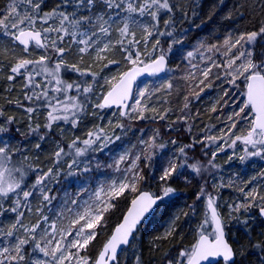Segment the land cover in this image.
I'll return each instance as SVG.
<instances>
[{
  "label": "snow or ice",
  "instance_id": "6c2138e0",
  "mask_svg": "<svg viewBox=\"0 0 264 264\" xmlns=\"http://www.w3.org/2000/svg\"><path fill=\"white\" fill-rule=\"evenodd\" d=\"M45 7V0H10L8 6L0 13V29L11 41L10 46L0 48V56L7 57L11 54L14 60L10 71L15 75L8 76V79L13 80L16 75L24 77L26 81L24 87L31 90L30 94L25 93L24 98L34 104L40 102L36 107L26 108L30 118L39 107H44L48 109L47 123L44 125L46 129L51 131L53 124L60 121L75 128L81 121L82 115L87 113L89 106L105 109L117 105L122 109L119 113L121 116L132 117L135 114V118L144 119L145 111L149 110L147 103L150 99L149 90L145 87L133 95L132 85L137 76L144 72L155 75L165 71L167 54L158 47L160 45L158 37L172 36L178 19L182 22L183 18L188 17L183 0H60V3L50 10H45ZM177 13H180V18L177 17ZM192 14L195 15V12ZM137 31L141 33L140 39H137ZM114 35L118 38L113 39ZM258 35H264V26L259 32L241 34L234 40L231 36L225 38L224 54L228 59L224 64L226 69L224 77L226 82L235 88L243 85L240 94L244 99L237 105L238 110L228 116L231 125L227 132L222 131L220 137L208 136L206 139L214 143L217 139H223L232 133L237 123L248 121L246 134L233 133L234 139L230 146L240 141L253 149L248 151L246 147V156H258L264 159V52H261L257 59L252 47ZM150 38H155V41L152 44V51L149 52L146 49ZM242 41L248 47L241 44ZM141 42L145 45L143 53L138 48ZM17 44L22 46L20 55L15 53ZM72 45L76 46L75 51L79 58L77 63H69L65 59L66 55L72 52ZM32 49L42 51L32 58ZM233 49L236 51L233 52ZM50 52L57 57L55 61ZM117 52L132 67L120 73L118 77H112V81L117 82L111 84L102 102L92 104L93 85L82 86L87 82L80 81L79 77L91 76L95 79L98 73L81 68L80 63L87 55L94 58V62L103 63L104 67L119 65L120 61L112 58ZM156 52L159 54L155 55ZM142 55L147 57L149 62H145ZM191 55L192 53L189 52L188 56ZM215 66L219 67V65ZM73 72L78 74V79L71 82L62 75ZM209 72L210 69L202 71L205 79ZM37 77L41 80L38 81ZM219 78L217 76V79ZM105 83L111 82L105 78ZM200 83H203V80ZM172 87L170 81L162 85L164 89ZM230 91L225 89L224 95L229 96L235 104L236 100L230 95ZM70 92L75 94L69 95ZM130 98L134 101L131 105L127 103ZM184 107L187 108L188 104L185 103ZM150 110L156 111L155 108ZM211 111H217L216 107L213 106ZM2 114L0 112V115ZM12 122L13 118L9 117L8 123ZM111 123L109 121V124ZM116 127L123 128V125L117 123ZM39 128V124L34 128L30 125L31 132H36ZM8 131L7 127L0 125V133ZM44 138V136L40 137L41 140ZM119 139V136L113 138L107 135L104 128L97 126L96 129L88 132L86 139L80 140L79 137L73 139L68 144L70 153H66L65 149L58 145L54 153L55 170L48 168L47 171L25 165L27 157L20 159V156H23L22 151L13 150L7 142L0 140L2 144L0 146V214L4 212L16 214L14 222L9 226L0 225V238L3 242V246H0V264H89V259L81 256L80 252L86 250L96 238L95 229L101 225L104 213L115 207L113 201L125 192L137 193L131 200V206L124 215L123 221L105 242L94 262V264H119V253L132 246L136 239L134 233L137 232L138 225L146 214L152 210L157 201L174 193L171 187H165L162 196H153L138 189L137 184L144 179L143 170L138 165L141 161L139 154L133 159L126 150L111 164H101L96 159L95 153L103 152L109 144ZM155 141L156 137L153 136L151 142L141 141V143L150 149L155 146ZM36 147L40 148V144ZM159 147L164 146L161 144ZM185 147H181L179 151L186 159ZM68 154L72 155V161L67 165L65 175L77 178L84 176L86 180L74 194L65 192L59 210L54 212L55 218H50L45 214V208L56 199L55 195H51V184L54 181L58 182L57 178L61 172L60 162L63 156ZM215 155L216 153H213V157ZM13 156H17V159L13 160ZM145 159L151 161V154H147ZM240 159L243 160L245 157L242 156ZM126 162L128 166L121 169V165ZM93 164L96 169L114 168L121 175L120 178L100 181L98 186L91 190L88 199L81 201V196L89 193L87 177L93 171ZM145 166L149 165L145 164ZM184 166L190 167L196 174L200 173V168L196 164L178 165L175 161H170L169 166L163 169L160 180L166 182L177 172L178 167ZM30 172H35L36 178L29 184L27 178ZM203 195H207L206 212L203 222L196 230V242L190 248L182 249L179 256L169 260L168 264H236V253L225 239L227 225L217 211L215 197L205 193L202 187L197 199ZM247 195L253 196V193L249 192ZM260 199L264 200V197ZM4 201L10 202L9 208H4ZM34 201L37 202L35 208H33ZM251 206V204H239L232 210L239 211L240 208L247 210ZM190 207L195 214V206ZM25 210L29 213L35 212L38 216L35 223H24ZM48 211L53 212V209L48 208ZM260 212L264 215V206L260 207ZM183 215L187 216L188 213L185 212ZM178 219L179 216L169 225L164 234L165 239L176 231L175 220ZM209 227L211 231L208 230ZM21 230L23 234H20ZM27 245H31V251L26 250ZM255 247L264 251V244H257ZM261 259L264 260V257ZM138 261L139 257H137Z\"/></svg>",
  "mask_w": 264,
  "mask_h": 264
},
{
  "label": "trees",
  "instance_id": "16d2710c",
  "mask_svg": "<svg viewBox=\"0 0 264 264\" xmlns=\"http://www.w3.org/2000/svg\"><path fill=\"white\" fill-rule=\"evenodd\" d=\"M9 2L10 0H0V13L8 6ZM45 3V10H50L60 3V0H45ZM183 3L188 11V17L183 18L182 22L178 19L176 29L173 31L172 36H159L160 45L158 47L167 54L166 56L169 61L168 68H174L176 66L174 59L176 57L180 58L179 61L184 67H191L197 71H201V63L206 61L211 64L209 75L205 81V83H211L215 76L224 77L223 73L225 72L215 65H221V62L217 61V59H223L224 62L228 59L224 54L225 47L223 46V42L225 38L231 36L234 40L241 34L253 31L259 32V29L264 26V0H183ZM193 12H195V15L192 14ZM177 17L180 18V13H177ZM116 38H118V36L114 35L113 39ZM140 38L141 33L137 31V39ZM0 39L4 41H0V48L10 46L11 41L7 42L5 37L2 38L1 36ZM67 39L68 38H66V40ZM175 40H179L180 42L174 43L173 41ZM154 41L155 38L149 39L147 51H152V44ZM241 43L245 42L242 41ZM170 45L171 50L169 51ZM213 45L216 47H212ZM262 45H264V35H259V38L253 45L256 54L258 53L257 47H260L261 50L264 47ZM65 46H67V44ZM21 47L22 46L18 44L15 46V53L17 55L21 54ZM138 48L142 53L145 51L143 42H141ZM40 51L42 50L32 49V58H35ZM189 52L192 53L191 56H188ZM158 54L159 52L155 53V55ZM72 56L73 47L72 52L68 54V60H71ZM221 56L225 57L219 58ZM112 58L120 61V64L104 67L102 63L103 67H97L98 79L96 80V77L94 80H96L97 83L93 84V91L94 93L96 92L97 103L101 101L103 94L114 82L112 81L110 85H104V82L101 80L104 74L113 66L122 67L123 69L121 71L131 66V64L124 61L119 52ZM142 59H144L145 62L148 61L147 57L143 55ZM13 64L14 60L11 54L7 57L0 56V112L3 113L0 115V123L5 124V127L9 129L8 132L0 133V140L6 139L7 141L9 140L7 137H9L10 140L7 141V143L13 150L17 149V146L20 148L22 147L21 151L23 156H20V159H23L24 156L27 157L25 165H31L33 168L40 171H47L48 168H53L55 170L54 153L57 151V146L63 147L65 152L68 153V144L71 143L73 139H76L74 137L81 135L82 138L86 139L88 134L87 130L89 127L93 128L95 126V123L100 118L99 113L103 114L109 109H98V111H100L98 115L96 112L87 110V113L82 115V119L77 127L73 128L70 124L60 121L57 122V126L53 124L52 130L49 131L44 127L47 123L46 108L39 107L38 111L31 114V118L30 114L26 112V108L36 107L40 102L34 104L32 101H28L24 98L25 93H31L29 88L24 87L26 82L25 78L16 75L13 80L8 79V76L15 75L10 71ZM193 64H196V66L193 67ZM36 79L38 80V78ZM147 80L160 81L161 84L158 87H162L163 82L166 80H169L173 85L171 89H168V91H165V94L162 95V101L155 106L158 109H156L155 113L168 111L172 114L177 113L183 115L185 114L184 111H190L195 119V125L190 129L186 128V130L178 127L175 130L167 131L160 121L155 120L153 123H150L149 120L147 122H142L136 119H125V124H128V127L125 126V130L120 133L121 135L119 134L120 141H123V139H133L136 143L134 149H138L142 146V143H139L140 140L147 141L148 137L142 135L140 137L139 131L130 135L129 127L131 126L132 128L134 126L140 129V126L145 125L147 127V124L150 123L149 126L158 125L160 127L159 130L165 131V136L173 137L177 149L175 145H168L166 149L161 152L165 159L163 165L158 166V164L152 160L147 163L145 159H141L139 162V167L143 170L142 175L144 177V179L137 184L140 191L148 190L154 195L162 196L163 189L165 187H171L174 189V193L171 194L170 197H165L163 200H160L153 211L138 226L137 232L134 233L136 239L133 241L132 246L127 247L126 250L122 251L119 255V264H168L169 260H174L179 256L182 249L190 248L194 244L197 236L196 230L199 226V221L202 220L205 214L204 211H202V207L201 209L198 208L200 199H197V196L203 186L211 185L210 190H213L212 184L207 182L209 176L206 173L209 169L205 159V157H213V152L211 153V149L209 148L205 149V141L202 139L203 135L207 133L206 129L209 128V123H217V121H219L214 112L208 110L209 104L212 103L213 105L216 97L213 95L209 98L210 103L208 106L198 105V101H194L193 99L197 93L204 92L205 89H207V87H204L206 84L204 83L203 87L196 86L190 89L185 87L182 83L178 82L177 84L171 72L168 73V71L162 76L143 79L139 81L138 84H142ZM223 82H225V86H229L225 77ZM90 84H92V82H90ZM175 86H177V90H175ZM231 86L232 85H230L228 89H232ZM242 87L243 85L241 84V88ZM201 88L203 91H201ZM185 97H187V100H185ZM188 100L192 102L190 109L184 107ZM196 111L197 113L195 114ZM9 117L13 118L11 124L8 123ZM185 117L187 120L183 122L186 124V127H188V124H191L192 117L189 116L188 113L185 114ZM172 118L176 119V117ZM37 124L40 125V128L36 132H31L30 125L34 128ZM65 127L68 129L64 130ZM41 136L45 138L41 140ZM115 143L118 142L115 141ZM37 144H40V148L36 147ZM186 145H192V147H185ZM0 146H2V144H0ZM181 147H185L186 159L179 151ZM208 151H210V153L205 154V152L208 153ZM135 152V150H133V152L131 151L133 155ZM174 153H176V156L172 158V156H174L172 154ZM17 156H19V153H17ZM17 156H13V160H16ZM216 156L217 154L213 157L215 168L217 165H220L218 161L219 157L217 160ZM69 157H71L70 154L63 156L60 162V175L63 171L67 170V165L71 161H68ZM171 159H175L176 162L181 161V165L196 164L200 168V173L196 174L190 167L184 166L180 167L181 169L177 168V172L169 177L166 182L161 181L160 176L163 174V166L166 164L167 160L170 161ZM223 159L224 155L222 160ZM145 164L149 166L146 167ZM229 173L230 171L225 174ZM32 174L33 172H30L28 183ZM224 176L223 180L228 181V177ZM231 186L228 188H216L215 202L219 214L227 225L225 228L226 236L236 253V264H264V260L261 259V257H264V251L255 247L257 244H264V221L258 215V208L260 206L257 203H253L255 199L253 200V197L250 196L247 201L251 200V202H249V204L252 205L251 207L247 208V210L240 208L239 211H233L232 209H234L236 205L244 204V201L239 198L240 193L234 194V191H237L239 188L234 187L236 186L235 184ZM135 194L136 193L125 192L124 195L114 201L115 207L105 213L102 224L99 226V229L102 228V233L98 232L96 238L90 243L89 250L92 252L94 258L99 253V250L114 226L120 221L130 200ZM3 203L5 209L10 207L9 201H4ZM190 206H195V214H193ZM230 206H232V208H230ZM225 207L228 208L226 211H224ZM185 212L188 213L187 216L183 215ZM223 213L227 215L226 218L228 220L225 219ZM13 214L14 213L11 212L0 214V225L7 227V225L4 224V218L5 216H9L13 221ZM177 216H179V219L175 220L176 231L165 239V232H163L160 223L171 217L174 220ZM0 242H2V238H0ZM137 257H139L138 262Z\"/></svg>",
  "mask_w": 264,
  "mask_h": 264
},
{
  "label": "rangeland",
  "instance_id": "374dc122",
  "mask_svg": "<svg viewBox=\"0 0 264 264\" xmlns=\"http://www.w3.org/2000/svg\"><path fill=\"white\" fill-rule=\"evenodd\" d=\"M22 10V9H21ZM0 36L3 38L5 37L3 35V30L0 29ZM259 38V35L257 36L256 40ZM6 41H10L9 37H5ZM0 41L2 42L3 40L0 39ZM4 42V41H3ZM243 44L245 47H248L247 44L245 43H241ZM255 44V42L253 43V45ZM252 45V47H253ZM264 46V45H262ZM73 47V56L71 58V60H68V55H66L65 59L69 62V63H77L78 62V56L76 54V46L72 45ZM239 47V46H238ZM258 48V53L256 54V58H259V54L261 52H264V47L260 50V47ZM236 49H233V52H235ZM41 52V51H40ZM39 52V53H40ZM165 52V51H164ZM50 55L52 56L53 61H55L57 59V57L55 56L54 53L50 52ZM231 55V54H230ZM225 56H221L219 58H224ZM175 59V63L176 66L173 68L169 67L168 68V73L171 72L173 78L175 79L176 83H182L184 84L185 87H188L191 89V87H203L206 79L203 77L202 75V71L204 69H210L211 68V64H209L208 62H203L200 64V66L202 67L201 71H197L195 69L190 68H186L184 67V65H182V63L179 61L180 58L176 57ZM217 61L221 62V65H219V67L223 70V72L226 71L224 64L226 63V61L224 62L223 59H217ZM85 64V65H84ZM206 64V65H204ZM90 66V67H89ZM102 66V63H98V62H94V58H90L87 55H85L84 60L82 63H80V67L83 69H86L90 72H96L98 73V69L97 67ZM193 67L196 66V64L192 65ZM103 67V66H102ZM123 68L118 66V67H111L102 77V81L104 82V85H106L105 83V78H107L110 82H112V77L114 76H119L120 73H122L123 71H121ZM216 71V70H215ZM216 73V72H214ZM224 74V73H223ZM62 75L64 76L65 79H68L69 82H71L72 80H77L78 79V74L77 73H62ZM194 77V78H193ZM221 77V79H217V76L214 77L213 82L211 83H205L207 86V89H205L204 92H200L198 93L199 96L197 97V94L194 97V101H198V105L201 106H208V104L210 103V97L211 96H215L216 100L215 102L209 104L208 106V110L210 111L213 106L216 107L217 111L214 112V114L218 117L217 123H209V128L206 129L207 133L203 135V141H205V149L209 148L211 149V153H216L217 156V160L219 157V162L220 165H217L215 168L214 165V160L213 157H205L206 159V165L208 166L209 171L206 173L209 178L207 180V182H210L212 184V189H211V185L210 186H203L205 193L207 194H211L213 197H215L216 194V188H222V187H229L232 184H235L236 186L234 187H238L239 189H237V191H234V194L240 193L239 194V198L243 199L244 204H249L250 201H247L248 196L247 193L252 192L253 196L255 197V200L253 203H257L260 207L264 206V200L260 199L261 197H264V159H262L261 157L258 156H246L245 153V148H248V151H253V149H251L250 146H246L245 144H243L240 141H237L236 144L234 146H230L231 145V141L232 139H234V135H243L246 134V130L248 128V121H242L240 123H237L236 128L232 129V133H229L227 136H225L223 139H217L214 143L212 141H209L208 139H206V137L208 136H215V137H220L222 135V131L223 132H227L228 128L231 125V121L228 120V116L235 110H238L237 105L244 99V97L240 94L241 93V87L240 88H235L234 86H231L232 89L230 91V95H232L234 97V99L236 100V103H233V100L229 98V96H225L224 95V91L225 89H228V87L230 86H225V82H223L224 77L223 76H219ZM38 80H41L40 77H37ZM98 79V77L96 78V80ZM104 79V80H103ZM80 81H86V84H83L82 86H87V84H90V82H92V85L94 83H97L96 80H94L91 76H84V77H79ZM203 80V83H200V81ZM95 81V82H94ZM115 82V81H114ZM113 82V83H114ZM169 80H166L163 82V85L168 83ZM239 83V82H238ZM111 83H108L107 85H110ZM161 84L160 81L155 80V81H145L142 84H137L136 90L134 95L138 92L139 89H143L145 87L148 88L149 93L148 96L150 97V99L147 100L148 103V107L149 110L145 111L144 119H140V118H135V114H133L132 117L130 116H121L120 110L119 109H109L107 112L105 113H99L100 114V120L98 119L97 122L95 123V126L93 128L89 127L87 130V133L89 131H92L94 129H96L97 126L102 127L105 129V132L107 135L112 136L113 138L115 136H119V134L125 130V126L128 127V124H125V119L126 120H131V119H136L142 122H147L148 120L150 121V123H153L155 120L156 121H160L161 124L165 127V129L168 130H175L178 127L180 129H185L186 128H191L192 126H194L195 124V119L193 118V114L190 113V111H184L185 114L188 113L189 116H191V124H188V127H186V124L183 121H186L187 118L185 117V114L183 115H179L177 113L172 114L171 112L168 111H162L159 113H155L153 111H151V108H155L157 109L155 106L158 105V103L161 100V97H163L162 95L165 94V91H168V89H164L162 87H158ZM181 88V87H180ZM156 89H160L159 91H156ZM177 86H175V90H177ZM74 92H70L69 95H74ZM225 101H227V103H225ZM92 104L97 103V96H96V92L92 94ZM134 101L132 100L130 105L133 104ZM188 104V107L186 109H190L191 107V100H188L186 102ZM158 110V109H157ZM166 110V109H165ZM48 111V109H46V112ZM88 111H92V112H96V114L98 115V109L89 106ZM198 111V110H197ZM197 111L195 112V114L197 113ZM213 112V111H211ZM164 116V119H161L160 117ZM172 117H176L172 118ZM124 120H123V119ZM249 119H251V117H249ZM109 121H111L112 123L109 124ZM122 124L123 128L120 127H116V124ZM149 123V124H150ZM149 124H147V127L145 125L140 126V129L138 127H129L130 129V135L138 132L140 137L142 136H146L148 137L147 141L146 140H140L139 143H141V141H145V142H151V138L153 136L156 137V141H155V146L148 149L146 148V145L144 143H142V146L139 147L138 149H134L136 143L133 141V139H123V141L119 140H115L118 143H112L109 144L107 148L104 149L103 152H97L95 153V157L97 160H99L101 162V164H111L113 163L115 158H118V156L122 153H124L126 150L130 153L131 157L134 159L136 154H139L141 156V159H145V156L147 154H151L152 156V161L156 162L159 165H163L165 162L164 157L162 156L161 152L163 150L166 149V147L168 145H175L176 143H173V137L171 136H165V131H161L159 130V126H149ZM0 125H4L0 123ZM57 126V124L55 125ZM68 128L65 127L64 130H67ZM139 129V130H138ZM86 131V130H85ZM84 131V132H85ZM205 131V132H206ZM141 133V134H140ZM121 135V134H120ZM78 137L80 138V140H83L85 138H82L81 135H78ZM9 140L10 138L7 137ZM74 138H77V136H75ZM7 140V141H9ZM4 142H7L6 139L2 140ZM163 145L164 147H159V145ZM17 149L22 150V147L20 148L19 146L16 147ZM175 148L177 149V145H175ZM220 149H223L222 151ZM133 150H135V154L133 155L131 153V151L133 152ZM68 153H70V151L68 150ZM210 151L205 152V154H209ZM174 156H172V158H174L176 156V153L172 154ZM224 155V159L222 160ZM71 157L68 158V161L71 160L72 161V155L70 154ZM244 156L245 159L241 160L240 157ZM146 160V159H145ZM70 161V163H71ZM147 161V160H146ZM170 161H175V159H171ZM169 160H167L166 164L163 166V168H166L167 165L170 162ZM209 161H211V163H209ZM149 161H147L148 163ZM178 165H181V161L176 162ZM139 165V162H138ZM128 166L127 162L125 164L121 165V169H124ZM169 166V165H168ZM226 166V167H225ZM178 169H181L180 167H178ZM213 169V170H210ZM67 171V170H66ZM66 171H63L62 174L60 175L58 179V182L54 181L51 184V188H52V193L51 195H55L56 199L52 201V204L48 206V208L53 209V212H49L48 208H45V214L49 215L50 218H55L54 217V212L59 210V207L64 199V194L65 192H68L70 194H74L79 187L81 186V184H83L86 180V178L84 176H81L79 178L74 177V176H66L65 173ZM228 171H230L229 174H225ZM121 173L116 171L114 168H106V167H102L100 169H96L95 164H93V171L91 173L88 174L87 177V184H88V188H89V193L84 194L81 196V201L83 200H87L88 199V195L90 194L91 190H94L97 186L98 183L100 181L103 180H110L113 178H120ZM225 175V176H224ZM30 176V173H29ZM28 176V177H29ZM223 176L224 177H228V181L223 180ZM36 178V173L33 172L31 179H29V184L32 183ZM206 179V178H205ZM28 180V178H27ZM231 182V183H230ZM216 184V185H215ZM54 187V188H53ZM233 187V186H231ZM241 189H243V191H241ZM240 190V191H239ZM201 192V191H200ZM200 195V193H199ZM251 196V197H253ZM216 200V197H215ZM115 201V200H114ZM113 201V203H114ZM206 201H207V195H203L200 198V201L198 203V208L201 209L202 207V211H204V213L206 212ZM37 202H33V208H35ZM228 208L225 207L226 211ZM203 213V214H204ZM228 213V211H227ZM224 214V213H223ZM13 221L9 216H5L4 218V224H6L7 226H9L12 222H14L15 220V213L13 214ZM105 215V213H104ZM224 217L226 220H228L226 217L227 215L224 214ZM205 218V214L203 215L202 220L199 221V225L203 222ZM38 219V216L35 214V212H27V210H25V217L23 218L24 222L26 223H32L35 222ZM103 221V220H102ZM173 221V218L171 217L170 219H167L165 221H162L160 223L161 228L163 229V232H166L168 230L169 225L171 224V222ZM65 223H67V221H65ZM102 224V222H101ZM102 228L99 229V226L95 229V231L98 233H102L101 232ZM209 231H211V228L209 227L208 229ZM22 230H21V233ZM0 246H3V242H0ZM26 250L31 251V245H27L25 246ZM90 248V244L87 247L86 250H82L80 252L81 256H85L89 259V264H94V260L95 258L92 256V252L89 250Z\"/></svg>",
  "mask_w": 264,
  "mask_h": 264
},
{
  "label": "water",
  "instance_id": "95a60500",
  "mask_svg": "<svg viewBox=\"0 0 264 264\" xmlns=\"http://www.w3.org/2000/svg\"><path fill=\"white\" fill-rule=\"evenodd\" d=\"M166 60H167V64H166V68H165V71L164 72H161V73H157V74H155V75H150L149 73H147V72H144V73H142L141 75H139V76H137V78H136V80H135V82L133 83V85H132V94L134 95V90H135V87H136V84H137V82L139 81V80H141V79H144V78H150V77H157V76H161V75H164L165 73H166V71H167V68H168V59H167V57H166ZM149 62V61H148ZM130 67H132V66H130ZM129 67V68H130ZM140 67H143V65H140ZM129 68H127L125 71H127ZM117 81H115L114 83H116ZM110 90V88L107 90V91H109ZM107 91L104 93V95L107 93ZM103 95V96H104ZM103 96H102V98H101V102H102V99H103ZM131 101H132V99L130 98L128 101H127V103L130 105V103H131ZM110 108H116V109H120V111L122 110L120 107H118L117 105H113L112 107H110ZM142 191H145V192H149L150 194H152L150 191H147V190H142ZM137 195V194H136ZM135 195V196H136ZM153 195V194H152ZM134 196V197H135ZM153 196H158V195H153ZM133 197V198H134ZM132 198V199H133ZM131 199V200H132ZM159 201H157V203H158ZM157 203H156V205H157ZM156 205H154L153 206V208H152V210L154 209V207L156 206ZM131 206V201L129 202V205H128V207H127V209L125 210V212L123 213V215H122V217H121V219H120V221L114 226V228H113V230H112V232H111V234L109 235V237H108V239L111 237V235H112V233L114 232V230H115V228L123 221V217H124V215L127 213V210H128V208ZM152 210L148 213V214H150L151 212H152ZM148 214H146V216L148 215ZM258 215L261 217V219L264 221V215H261V212H260V208L258 209ZM145 216V217H146ZM143 221V220H142ZM141 221V222H142ZM139 226V225H138ZM107 239V240H108ZM225 239L227 240V242L231 245V243L228 241V239H227V236H226V232H225ZM106 240V241H107ZM197 240V239H196ZM105 244V243H104ZM103 244V245H104ZM232 246V245H231ZM233 247V246H232ZM102 248H103V246L101 247V249H100V251L102 250ZM233 250H234V248H233ZM99 251V252H100ZM235 252V251H234ZM121 253V252H120ZM119 253V254H120ZM99 254V253H98ZM98 256V255H97ZM97 258V257H96ZM96 260V259H95Z\"/></svg>",
  "mask_w": 264,
  "mask_h": 264
},
{
  "label": "bare ground",
  "instance_id": "6f19581e",
  "mask_svg": "<svg viewBox=\"0 0 264 264\" xmlns=\"http://www.w3.org/2000/svg\"><path fill=\"white\" fill-rule=\"evenodd\" d=\"M148 191V190H147ZM25 224H30V223H26V222H24ZM32 223H35V222H32Z\"/></svg>",
  "mask_w": 264,
  "mask_h": 264
}]
</instances>
